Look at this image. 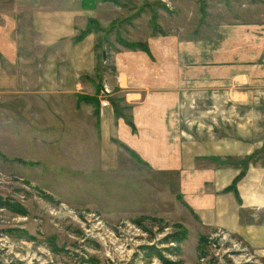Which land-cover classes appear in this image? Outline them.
Instances as JSON below:
<instances>
[{
    "label": "rangeland",
    "instance_id": "374dc122",
    "mask_svg": "<svg viewBox=\"0 0 264 264\" xmlns=\"http://www.w3.org/2000/svg\"><path fill=\"white\" fill-rule=\"evenodd\" d=\"M100 3L99 18L90 23L98 67L106 66L102 55L111 50L151 55L143 38L159 30L212 49L205 60L220 67L240 59L264 62V0ZM199 51L189 60L205 57ZM5 70L0 64V73ZM243 81L229 76L222 86L189 89V122H214L219 114L225 122H246L226 111L255 91ZM15 84H0V264H264V248L234 233H199L177 174L154 171L129 147L103 140L84 109L94 106L85 98L90 95L51 84L10 92ZM222 92L231 99L222 103ZM261 103L253 106L264 110ZM176 246L180 252L170 253Z\"/></svg>",
    "mask_w": 264,
    "mask_h": 264
},
{
    "label": "crops",
    "instance_id": "0c3cea01",
    "mask_svg": "<svg viewBox=\"0 0 264 264\" xmlns=\"http://www.w3.org/2000/svg\"><path fill=\"white\" fill-rule=\"evenodd\" d=\"M100 1L0 0V64L6 68L0 84L24 81L10 85V92L51 84L64 93L97 95L98 101L105 87L109 106H84L91 128L98 134L99 124L103 140L129 147L154 171L177 174L199 233L223 228L264 248V117L258 116L264 110L253 106L264 102V62L240 59L220 67L205 60L212 49L159 30L143 38L151 55L111 50L102 55L108 62L97 73L95 34L74 38L88 19L99 18ZM113 11L109 8L105 22L112 21ZM199 48L197 55L205 57L189 60ZM229 76L243 77L255 90L226 110L246 122H225L221 114L214 122H189V89L222 86ZM217 98L231 99L224 92Z\"/></svg>",
    "mask_w": 264,
    "mask_h": 264
},
{
    "label": "trees",
    "instance_id": "16d2710c",
    "mask_svg": "<svg viewBox=\"0 0 264 264\" xmlns=\"http://www.w3.org/2000/svg\"><path fill=\"white\" fill-rule=\"evenodd\" d=\"M94 19L95 18H90V19H88V21H87V24H86V26H85V28L84 29H82L76 36H75V40H80V39H82L85 35H87V34H89V33H91L92 31H91V28H90V23H91V21H94ZM94 26V25H93ZM133 45V44H132ZM136 45H139V44H136ZM141 47H142V45H141ZM146 49V48H145ZM99 65H97V70H100V68L101 67H98ZM99 91H100V87L99 86H97V88H96V93L98 94L99 93ZM84 96V95H83ZM85 98H87L88 100H92L93 101V104H94V107L96 106V108H98V106H99V101H98V98H97V95H93V96H86ZM91 101V102H92ZM89 102V101H88ZM239 177V176H238ZM238 177H236L234 180H233V182H232V184L228 187V189L229 188H232V187H234V183L236 182V180H238ZM181 241V238H176V240H174L173 242H180ZM143 248V247H142ZM150 248H152V247H147V252L148 253H152V254H156L157 255V251H155L153 248L152 249H150ZM149 250H151V251H149ZM180 252V249H179V247L178 246H176L175 247V250L174 251H172V252H170V253H172V254H178ZM173 264V263H172Z\"/></svg>",
    "mask_w": 264,
    "mask_h": 264
},
{
    "label": "built area",
    "instance_id": "2783aa9c",
    "mask_svg": "<svg viewBox=\"0 0 264 264\" xmlns=\"http://www.w3.org/2000/svg\"><path fill=\"white\" fill-rule=\"evenodd\" d=\"M107 93H108V90L104 87V92L101 93V98H100V106L101 107H106V106H109V100L107 98ZM216 230H220V228H217ZM224 234H222L223 238H226L228 235H229V232H223Z\"/></svg>",
    "mask_w": 264,
    "mask_h": 264
}]
</instances>
